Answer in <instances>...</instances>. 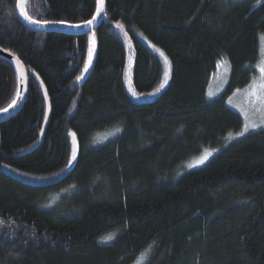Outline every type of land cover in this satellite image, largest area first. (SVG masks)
<instances>
[{
	"label": "trees",
	"instance_id": "1",
	"mask_svg": "<svg viewBox=\"0 0 264 264\" xmlns=\"http://www.w3.org/2000/svg\"><path fill=\"white\" fill-rule=\"evenodd\" d=\"M16 2L0 0V48L25 65L28 93L0 124V264H136L144 255L142 264H264V129L238 135L243 118L226 104L258 72L264 0H105L86 76L90 33L32 32ZM96 7L29 0L26 12L83 24ZM124 36L137 94L163 81L141 37L170 61L169 83L151 101L125 90ZM223 62L228 84L209 101ZM31 73L46 89L50 119L26 153L46 112ZM16 92L15 70L0 59V109ZM206 150L210 159L189 168Z\"/></svg>",
	"mask_w": 264,
	"mask_h": 264
},
{
	"label": "rangeland",
	"instance_id": "2",
	"mask_svg": "<svg viewBox=\"0 0 264 264\" xmlns=\"http://www.w3.org/2000/svg\"><path fill=\"white\" fill-rule=\"evenodd\" d=\"M124 41H125V50H126V65H125V70H124V86H125V90L127 91V93L131 96V98L133 100H135L136 102H141V101H151L152 99L156 98L168 85L169 80H170V72H171V65H170V61H169V65L170 68L169 70V76H168V81L167 84L165 85L164 88L160 89L159 92H156L154 94H151L149 96L147 95H133L132 91H134L131 81H130V73H131V69L133 66V62H134V55H133V49L132 46L130 44V41L128 40V38L126 36H124ZM141 42L148 48V50L155 55L161 62L162 65V69H163V81L164 82V73L166 71V66L164 63V58L160 56V53L157 52L155 49H157L156 46H154L153 44H151L148 40H146L144 37H141ZM90 46V45H89ZM159 49V48H158ZM161 51V50H160ZM163 52V51H162ZM164 53V52H163ZM165 55V53H164ZM166 56V55H165ZM167 57V56H166ZM94 58V52H93V57H92V61ZM168 58V57H167ZM131 60V63H129V61ZM88 62V54H87V61ZM262 63H264V40L262 41L261 44V55H260V60L257 63V74L255 75L252 83L247 86L244 89L241 90H237L235 91L231 96L228 97L226 104L227 106L237 112L238 114H240L243 118L244 121V125L247 123L249 125L251 124H257L258 127L256 128H249V130L245 133H249V132H256L259 130L264 129V125H261V120L262 118H264V109H262L259 105V103L253 104L252 101L255 99L252 95L251 92L252 91H259V84L261 83V72H260V67L262 65ZM92 65V63H91ZM90 70V66L88 67L87 72H83V76H86L88 74ZM228 67L226 65L225 62L221 63L218 65V67L215 69V71L213 72V74L211 75L210 81H209V85L207 88V98L209 101L217 98L218 96H220L227 84H228ZM255 85L256 87H250ZM208 151V150H207ZM212 153V151H210ZM205 152H203L201 155H199V157H197L194 161H192L189 165H194L192 167L189 168H194V167H200L203 166L208 159H210V157L212 155H210L207 160L204 161V163L199 164L197 163V160L204 155ZM34 180L39 181V183H43L45 182L42 179L39 178H35ZM145 261V255L142 256L138 262L136 264H142Z\"/></svg>",
	"mask_w": 264,
	"mask_h": 264
},
{
	"label": "water",
	"instance_id": "3",
	"mask_svg": "<svg viewBox=\"0 0 264 264\" xmlns=\"http://www.w3.org/2000/svg\"><path fill=\"white\" fill-rule=\"evenodd\" d=\"M28 1L29 0H17V2H16V15H17L19 21L22 23V25L32 32H40V33H42V32H46V33L47 32H57V33H62V34H67V35H72V36L87 35L90 33V38H91L93 36L94 30H96L99 27L102 19L104 18L105 0H104L103 12L99 16H97V19L93 22V24L91 26L84 27L83 26L84 23H83V24H80V25H82L81 27L76 28V27L68 26V25H72V24H68V23H62V24H55L54 23V24H49L47 26L41 27L39 25L29 24L20 15V9H19L18 5L20 3H24L26 5ZM96 3H97V0H96ZM25 11H26V7H25ZM94 55H95V50H94ZM16 58H18V57L15 56L14 54H12L11 52L5 51V50L0 48V59L9 62L13 66L15 73H16V78H17V90H19V92H20V98L17 99L16 105H14L12 108H9L7 112L0 111V124H2L4 121L9 120L10 118L15 116L20 111L23 104L25 103L27 93H28V72L26 70L25 65L22 63V61L20 59L19 60L21 62L22 68L16 64ZM31 75L34 78V80L36 81L37 85L39 86V88L42 92V95H43L44 100H45L46 112H45V117H44L42 129H41V132L39 135V142L31 150H29L26 153L32 152L33 150H35L37 147H39L41 145L42 140H43V135L45 133V130L47 128V125H48L49 119H50V105H49L48 95H47V98H45L46 89H45L43 83L41 82V80L35 74L31 73ZM21 76H23V81H21ZM15 98H16V96H15ZM71 146H72V153H73V148L75 147L76 158H77V144H76V140H75V144H74L73 137H72ZM75 162H76V159L72 160V154H71V163L68 166V171L72 169Z\"/></svg>",
	"mask_w": 264,
	"mask_h": 264
},
{
	"label": "snow or ice",
	"instance_id": "4",
	"mask_svg": "<svg viewBox=\"0 0 264 264\" xmlns=\"http://www.w3.org/2000/svg\"><path fill=\"white\" fill-rule=\"evenodd\" d=\"M19 9H20V15L24 18V20H26L29 24H34V25H39L41 27L43 26H47L49 24H62L64 23L63 21H48V20H38V19H33L26 11H25V7L26 5L24 3H20L18 5ZM104 10V0H97V7H96V15L92 16V19L86 21L84 23V27H88V26H91L93 24V22L97 19V16H99ZM70 27H76V28H79L81 27L82 25L80 24H72V25H68ZM116 27L118 28H121L123 29V26L120 25V24H117ZM262 39H264V37H262ZM95 50V35L93 34V36L90 38V46H89V49H88V62L85 64L84 66V71L87 72L88 70V67L91 65L92 63V57H93V52ZM157 52L160 53V56L164 58V63H165V66H166V71L164 73V82L161 83L160 87L156 89L157 92L160 91V89L164 88L165 85L167 84V81H168V76H169V68H170V65H169V61H168V58L164 55V53L162 51H160V49H155ZM7 51V50H5ZM129 63H131V60L129 61ZM16 64L18 66H20L22 68V65H21V62L19 60V58H16ZM260 72H261V83L259 84V91H252L251 92V95L255 98L252 103L253 104H256V103H259L260 107L262 109H264V63H262L261 67H260ZM81 77H77V79L79 80ZM21 81H23V76H21ZM250 87H253L255 88L256 86L253 85V86H250ZM132 94L135 96L137 95V93L135 91H132ZM20 98V92L19 90H17L16 92V98H14L11 103L8 105L7 108H4V109H0V111L2 112H7L9 108H12L14 105H16L17 103V99ZM45 98H47V93L45 92ZM261 125H264V118H262L261 120ZM256 128L258 127L257 124H245L244 125V131L243 132H240L238 133V135H241L243 136L245 132H247L249 130V128ZM72 137H73V142L75 144V134L72 133L71 134ZM212 155V153L210 151H205L204 155L201 156L198 160H197V163L199 164H202L204 163L205 160H207V158ZM76 159V149L75 147L73 148V153H72V160H75ZM71 163V161L69 162ZM194 165H189V167H192ZM113 238V235L112 234H109L107 237H105L104 239L105 240H111Z\"/></svg>",
	"mask_w": 264,
	"mask_h": 264
}]
</instances>
